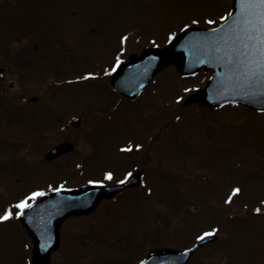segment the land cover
Masks as SVG:
<instances>
[{
    "label": "rangeland",
    "instance_id": "obj_1",
    "mask_svg": "<svg viewBox=\"0 0 264 264\" xmlns=\"http://www.w3.org/2000/svg\"><path fill=\"white\" fill-rule=\"evenodd\" d=\"M230 2L7 0L8 52L14 53L20 40L31 42L33 33L51 30L66 37L62 42L82 44L87 50V55L83 54L86 62H66L60 72L82 65L83 71L92 72L93 64L110 74L113 46L120 47L122 61L131 52L165 44L170 33L176 34L186 24H218L220 16L228 14ZM209 19L215 24H208ZM193 20L199 23L193 24ZM208 76L200 70L182 77L173 66L166 67L135 101L118 99L116 109L108 104L116 100L115 93L96 75L67 80L62 89L55 87L54 95L60 102L83 100L84 107L94 112L89 137L103 145V154L111 151V156L119 160L99 177L71 172L74 167L60 175L52 169L41 172L38 167H12V177L21 179L10 190L31 189L42 184L43 176L53 177L54 186L61 188L85 180L111 183L133 170L124 168V155H134L139 165L143 158L136 155H146L149 162L140 189L124 191L94 214L68 219L62 225L60 246L52 253L51 264H133L153 246L186 245L191 238L178 239L174 234L191 235L204 222L219 227L216 241L208 247L214 255L208 258L200 252L195 263L189 264L200 259L206 264H264V111L237 104L217 108L184 104L187 96L203 87ZM100 110L104 112L98 113ZM83 117L79 131L84 132L89 126L88 114ZM20 131L25 136V127ZM78 143L77 155L71 161L86 151L83 142ZM57 162L58 168L66 166L64 161ZM108 172L113 173L112 180L106 178ZM236 187L241 192L226 202ZM41 188L42 193L48 190ZM12 220L0 221V264H29L31 242L19 223Z\"/></svg>",
    "mask_w": 264,
    "mask_h": 264
},
{
    "label": "flooded vegetation",
    "instance_id": "obj_2",
    "mask_svg": "<svg viewBox=\"0 0 264 264\" xmlns=\"http://www.w3.org/2000/svg\"><path fill=\"white\" fill-rule=\"evenodd\" d=\"M6 14V1L0 0V210L8 207L14 208L19 199L31 196L36 191L42 192L44 188L41 187L43 186L48 188L45 192L52 191L56 187L54 186L55 179H52L53 177L43 176L45 180L42 184H37L31 189L23 188L21 191L10 190L15 189L14 184L20 182L21 178L17 179L16 175L14 177L11 175L19 167H38L41 172L45 169H52V172L57 171L56 175L59 172L68 171L69 168L74 167L75 170L72 169L71 172H76L77 170L81 174L85 173L86 175H95L92 177H99L104 171L112 169L114 161L119 160L115 159V155L114 157L113 155L111 156V151H105V154H103V145L96 144L95 140L89 137L93 129L95 117L93 115L94 112L84 107L83 100L66 104L60 102L57 99L58 97L54 95L55 87L62 89L67 80L73 78L83 80L84 77H88L87 74L90 72V69L83 71V65L73 69L68 65L70 69L66 72H60L59 70L60 67L65 66L66 62L68 64L72 61L86 62L88 59L84 58L83 54L87 50L83 49L82 44L74 45L62 42L66 38L62 37V33H55L49 30L48 32L40 33L39 31L33 33L31 42L20 40L18 47L15 48L16 51L9 53ZM52 33L56 35L52 36ZM113 48L115 61L118 56L119 47L113 46ZM90 68L93 70L92 72H96L95 75L97 77L105 79L110 86V74H106L104 70H97L93 64ZM110 88L115 93L116 100L108 104H113L114 109L120 104L118 99L132 102L142 94L141 92L135 99L130 100L115 91L111 86ZM98 106L106 107L102 105ZM60 111L62 114H57ZM97 112H104V110ZM112 113H114L113 110ZM83 114H88L89 120V126L88 128L85 127L84 132L82 130L79 131L83 127ZM21 127H25L27 130L25 136L20 131ZM81 141L85 145L86 151L80 152L79 157L75 161H71L77 155L78 147L80 146L78 142ZM60 144H63L64 148L56 152L51 159L46 158V154ZM94 149L98 151V154L94 152ZM136 156L140 159L143 158L141 160L142 163H140L142 167L137 163L135 164L134 155H124V158H122L125 160L124 168L133 169L131 172L140 170L142 182L147 170L145 166L149 162V159L146 155ZM104 157L107 158L106 161H103ZM56 160L64 161L63 163L66 166L58 168L57 164L59 163H56ZM71 163L74 165H70ZM99 164H101L100 167ZM12 167H14V170L9 171V168L11 169ZM53 175L55 176V174ZM62 182L68 181L67 179H62ZM88 184L89 181L85 180L82 184L70 188H79ZM50 186H54V188ZM140 187L141 183L137 187H131L124 191ZM103 202L107 201L103 200ZM202 226L203 228H201ZM220 226L226 229L225 225L221 224ZM213 228L219 229L213 223L204 222L200 227H196L191 235H182L180 232L174 235L178 239L191 238L193 241H196L197 235H201L204 231ZM223 229L221 228V230ZM212 243H207L198 248L187 264L191 261L195 263V257L200 252H202V256L204 254L207 257L214 255L210 248H208ZM189 245L191 244L179 247L176 244L175 246L176 248H184ZM205 246L206 249L204 250ZM196 264H206V262L200 259Z\"/></svg>",
    "mask_w": 264,
    "mask_h": 264
},
{
    "label": "water",
    "instance_id": "obj_3",
    "mask_svg": "<svg viewBox=\"0 0 264 264\" xmlns=\"http://www.w3.org/2000/svg\"><path fill=\"white\" fill-rule=\"evenodd\" d=\"M239 12V0H232L228 25ZM129 59L121 63L110 78L113 87L127 96L134 97L158 71L172 63L183 74L196 72L201 67L211 71L204 88L186 98L185 103L196 101L208 106L239 103L254 109L264 107L252 96L244 95L251 87L247 77L250 69H256L258 51L256 32L243 21L231 32L226 30L224 21L213 28L189 26L166 45L147 48L138 56L130 55ZM135 184L137 178L134 175L125 184L57 190L24 209L19 219L33 241L31 264H49V255L58 245L59 226L66 217L90 212L101 198ZM209 240L212 238L198 245ZM198 245L187 251L152 249L142 260L145 264H185Z\"/></svg>",
    "mask_w": 264,
    "mask_h": 264
},
{
    "label": "snow or ice",
    "instance_id": "obj_4",
    "mask_svg": "<svg viewBox=\"0 0 264 264\" xmlns=\"http://www.w3.org/2000/svg\"><path fill=\"white\" fill-rule=\"evenodd\" d=\"M239 7L240 12L237 14L236 18L233 19L232 24L228 25L227 21L232 16V13H228L226 15L220 16V20L225 22L226 30L228 32H231L233 28L237 25H239L242 21L244 23H247L252 26V28L256 32V40H257V51H258V59L256 61V69L255 70H249V76L247 77V83L251 86L249 91L244 92L245 96H252L257 103L264 104V0H239ZM193 24H198V20H193ZM208 24H215L214 20L209 19L207 21ZM188 25H185V28H187ZM213 32H215V29H213ZM175 33L169 34V40L175 38ZM213 39L215 37H212ZM126 39V38H122ZM121 63L119 56L116 57V63L112 67V71L116 70V67L119 66ZM95 75L92 72H89L87 74L88 77H91ZM182 99L178 97V100ZM261 111H264V107L260 109ZM135 147L139 148L140 145H136ZM126 151H130V148H126ZM134 174L131 171H128L125 173L124 178L117 180L116 182L119 184H125L129 180L133 178ZM106 178L108 180L113 179V173L108 172L106 173ZM89 183H103V181H89ZM151 191V189H149ZM241 192V189L239 187L232 189V195L228 197V200L226 202L230 203L232 201L233 195H236ZM43 195L42 192L36 191L31 194V197H25L24 199H21L16 205L15 209L13 210L12 207H8L3 210L2 213H0V221H8L13 217L22 216L24 213V209L32 207V205L29 203V199ZM255 211L257 213L261 212L260 208H256ZM219 231L218 228H213L208 231H204L201 235L196 236V240L203 241L207 237H211L217 234ZM43 248L44 245H41ZM187 251V249H186ZM140 264H145V262L142 260L140 261Z\"/></svg>",
    "mask_w": 264,
    "mask_h": 264
}]
</instances>
